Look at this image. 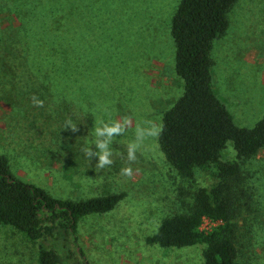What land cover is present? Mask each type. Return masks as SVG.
<instances>
[{
    "label": "rangeland",
    "instance_id": "rangeland-1",
    "mask_svg": "<svg viewBox=\"0 0 264 264\" xmlns=\"http://www.w3.org/2000/svg\"><path fill=\"white\" fill-rule=\"evenodd\" d=\"M61 1L71 6L52 17L55 27L68 17L52 33L53 56L50 20L28 17L17 26L0 14V155L14 177L57 199L124 195L110 212L80 218L76 244L88 264H204L202 245L145 243L163 219L189 212L198 187L214 182L211 170L181 177L158 146L163 115L183 93L170 35L180 0ZM227 20L211 51L212 85L234 124L252 128L264 116V0H236ZM113 123L121 129L108 135ZM105 152L112 163L100 167ZM221 160L237 161L232 144ZM241 170L237 262L264 264V151ZM40 243L0 226V264H38Z\"/></svg>",
    "mask_w": 264,
    "mask_h": 264
},
{
    "label": "trees",
    "instance_id": "trees-1",
    "mask_svg": "<svg viewBox=\"0 0 264 264\" xmlns=\"http://www.w3.org/2000/svg\"><path fill=\"white\" fill-rule=\"evenodd\" d=\"M69 2L12 0L10 8L8 0H0V14L14 18L19 22L17 26L28 17L50 20L47 36L67 27L68 17H62L56 27L52 17L61 8L70 9ZM235 2L180 0L172 16L174 68L183 81V93L163 115L158 146L181 177L190 180L195 171L211 170L214 182L191 194L193 202L188 213L163 219L157 231L145 238L147 245L163 249L202 245L204 264H240L235 240L243 198L241 164L264 151V116L252 128L238 127L212 85L213 43L227 31V15ZM57 34H52L46 54H56ZM42 44L46 42L42 40ZM227 143L232 144L237 161L221 160ZM123 197L105 194L77 201L54 198L14 177L6 157L0 155V226L12 227L29 241H40L38 264H88L76 244L80 218L110 212ZM203 217L220 224L203 234L199 231Z\"/></svg>",
    "mask_w": 264,
    "mask_h": 264
},
{
    "label": "clouds",
    "instance_id": "clouds-1",
    "mask_svg": "<svg viewBox=\"0 0 264 264\" xmlns=\"http://www.w3.org/2000/svg\"><path fill=\"white\" fill-rule=\"evenodd\" d=\"M35 104L37 106H40L42 104V102L40 101H35ZM113 127H106L103 131L108 133V135H111L112 133H117L120 131L121 127L120 125L116 124V123H113ZM97 134H100V129H97ZM100 147H103V145H100ZM135 149H133L132 151L129 152V159L130 160H134L135 159V156L133 154V151ZM109 156V153L108 152H105L103 155H100L99 156V166L100 167H104L105 165H110L112 163V161L108 158ZM122 173L124 175H130L131 174V169L130 168H125V169H122Z\"/></svg>",
    "mask_w": 264,
    "mask_h": 264
},
{
    "label": "built area",
    "instance_id": "built-area-1",
    "mask_svg": "<svg viewBox=\"0 0 264 264\" xmlns=\"http://www.w3.org/2000/svg\"><path fill=\"white\" fill-rule=\"evenodd\" d=\"M220 222H214L208 218L203 217L199 226V231L207 234L212 228L218 226Z\"/></svg>",
    "mask_w": 264,
    "mask_h": 264
}]
</instances>
